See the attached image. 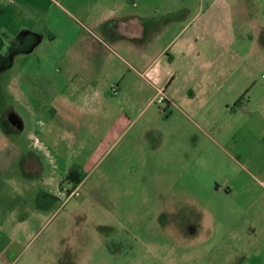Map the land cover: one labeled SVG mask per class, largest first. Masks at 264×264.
I'll return each mask as SVG.
<instances>
[{"label":"crops","instance_id":"0c3cea01","mask_svg":"<svg viewBox=\"0 0 264 264\" xmlns=\"http://www.w3.org/2000/svg\"><path fill=\"white\" fill-rule=\"evenodd\" d=\"M3 2L14 7L6 10ZM63 3L71 10L57 0H0V43L13 35L9 47L18 61L19 96H14L30 101L29 118L21 125L16 122L11 135L0 129V178L6 179L10 169L21 163L24 173L38 176L45 190L53 188L55 179L67 180L74 165L88 176L110 152L115 153L111 165L118 176L141 169L152 170L155 176L165 174L166 141L154 135L152 150L147 122L137 129L141 141L124 138L150 109L157 90L164 91L166 106L182 114L180 106L199 114L197 100L214 95L209 86L221 81L225 55L233 52L238 57L234 52L240 46L232 43L235 30L224 19L247 15L246 0ZM4 19L13 20L15 28L4 27ZM256 30L264 37V25L256 24ZM245 37L253 39L248 32ZM259 187L236 193L228 184L216 188L213 193L225 201L234 195L239 198L238 208L225 214L224 221L217 219L214 209L203 205L202 210L210 223L223 228L224 236L254 240L264 233L258 223H246L239 234L236 230L240 220L258 211L262 214L257 206L264 202V187ZM15 195L21 196L17 191ZM46 216L45 209L33 211L14 202L2 222L24 225L25 230ZM258 264H264V258Z\"/></svg>","mask_w":264,"mask_h":264},{"label":"rangeland","instance_id":"374dc122","mask_svg":"<svg viewBox=\"0 0 264 264\" xmlns=\"http://www.w3.org/2000/svg\"><path fill=\"white\" fill-rule=\"evenodd\" d=\"M57 1L71 10L63 0ZM246 2L247 15L224 19L235 30L232 43L240 46L234 52L238 57L233 52L225 55L221 81L209 86L214 95L197 100L199 114L180 106L182 114L151 100L150 109L124 138L141 141L137 129L147 122L152 147L154 135L166 141L165 174L155 176L152 170L141 169L118 176L111 165L115 153L110 152L88 176L84 172L78 188L60 178L53 188L41 190V180L24 173L21 163L10 169L6 179L0 178V264H258L263 260L264 233L251 241L224 236L223 228L210 223L202 210L203 205L212 208L224 221L225 214L238 208L239 198L234 195L225 201L213 193L216 188L228 184L236 193L264 187V37L256 30V24L264 25V0ZM4 5L6 10L14 7ZM1 24L15 28L11 19ZM247 32L252 40L245 37ZM8 40L0 43V129L11 135L16 122L21 125L29 118L30 101L14 96H19L18 61L9 47L14 36ZM115 166L120 171L121 166ZM60 188L74 193L58 197ZM14 202L33 211L45 209L47 216L25 230L24 225L3 224V214ZM260 206L262 214L258 211L240 220L238 234L249 222L264 227V202Z\"/></svg>","mask_w":264,"mask_h":264},{"label":"trees","instance_id":"16d2710c","mask_svg":"<svg viewBox=\"0 0 264 264\" xmlns=\"http://www.w3.org/2000/svg\"><path fill=\"white\" fill-rule=\"evenodd\" d=\"M244 97L245 95L238 100L237 104H240ZM83 178H84L83 174L79 171V168L76 165L70 168L66 176L67 181L72 185H74L75 187H78L82 183Z\"/></svg>","mask_w":264,"mask_h":264},{"label":"built area","instance_id":"2783aa9c","mask_svg":"<svg viewBox=\"0 0 264 264\" xmlns=\"http://www.w3.org/2000/svg\"><path fill=\"white\" fill-rule=\"evenodd\" d=\"M112 93L113 94L117 93V89L115 87L112 89ZM152 101H153L154 104H156L158 106H162L164 104V102H165L164 91L163 90H157V94H156L155 98ZM75 188H78V187H75ZM73 193L74 192H70L69 190H65V188H60V189H58L57 196L58 197H62L65 194L66 195H72Z\"/></svg>","mask_w":264,"mask_h":264},{"label":"flooded vegetation","instance_id":"af4514ba","mask_svg":"<svg viewBox=\"0 0 264 264\" xmlns=\"http://www.w3.org/2000/svg\"><path fill=\"white\" fill-rule=\"evenodd\" d=\"M7 121H8V120H7ZM12 121H13L12 123H15L13 119H12ZM3 122H6V119H5V120H3ZM3 124H5V123H3ZM10 125H11V124H10Z\"/></svg>","mask_w":264,"mask_h":264}]
</instances>
